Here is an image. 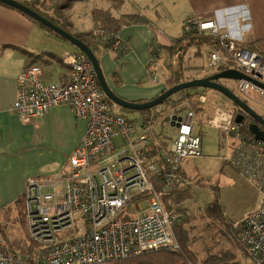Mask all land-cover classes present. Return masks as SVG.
Wrapping results in <instances>:
<instances>
[{"label": "built area", "instance_id": "2783aa9c", "mask_svg": "<svg viewBox=\"0 0 264 264\" xmlns=\"http://www.w3.org/2000/svg\"><path fill=\"white\" fill-rule=\"evenodd\" d=\"M220 18L221 12L207 20L189 17L184 34L214 38L207 69L241 72L250 81H233L236 89L245 99L254 90L259 100L264 98V90L252 82L264 85V54L247 48L244 39L235 38ZM91 33L96 56L100 51L119 58L128 54L130 46L120 35L100 28ZM64 62L70 68L66 84L45 82L39 64L24 67L12 111L23 123H32L51 108L67 105L78 120L87 123V129L67 171L28 181L24 195L27 252L12 248L0 224V264H108L162 249L179 251L174 228L184 217L168 210L165 201L183 184L185 161L203 156L195 110L189 102L175 108L164 103L154 107L155 122L130 119L114 112L86 54L67 53ZM206 101L199 99L202 104ZM167 105L172 110L167 111ZM162 116L175 129L170 144L167 135L155 128ZM235 118V113L219 108L207 126L221 132L227 148H232L225 161L258 192L257 209L241 223L240 242L250 264H264V141L246 132ZM154 147L158 153L152 152ZM157 176H161L159 183L154 182Z\"/></svg>", "mask_w": 264, "mask_h": 264}, {"label": "crops", "instance_id": "0c3cea01", "mask_svg": "<svg viewBox=\"0 0 264 264\" xmlns=\"http://www.w3.org/2000/svg\"><path fill=\"white\" fill-rule=\"evenodd\" d=\"M18 1L35 2L41 12L62 22L53 11L59 0ZM74 3L62 12V17L71 24L69 32L74 35L85 34L95 28L93 10L110 11L116 19L138 16L144 20L126 25L120 32V38L130 46L126 56L119 58L115 53L105 51L98 54L110 87L119 97L130 102L152 101L171 88L169 79L175 70L183 66L179 60L181 50L177 49L183 34L176 33L177 26L183 33L184 22L189 17L207 20L213 18L216 12H221V23L235 38L244 39L247 48L264 54V0H124V4L118 9L110 0H90L82 2L89 6L87 16L90 26L85 32L80 31L78 25L71 21L69 10L73 11ZM179 8H183L181 14L173 19L172 15ZM244 24L249 25L244 27ZM78 51L55 32L41 28L19 11L0 4V219L4 223L14 218L18 201L24 198L30 179H48L69 169V160L80 146L87 129V123L78 120L67 105L51 108L32 123H23L12 111L18 98V77L24 67L35 63L42 67L45 82L66 84L70 79V68L64 62L65 54ZM163 55L166 56L164 59ZM157 56L153 67L150 62ZM194 63L198 64L197 60ZM186 102L190 100L187 99ZM135 116L140 119L142 117ZM158 122L155 123V128L161 125V129L157 132L166 134L162 128L166 122L163 125H158ZM167 127L168 125L166 130ZM200 133L203 136V132ZM228 146L225 142L219 144V147L227 151L224 159L218 155L210 156L211 160L217 162V168L221 164L220 174L228 167L225 158L232 150ZM206 157L203 154L196 158L204 159L200 164L205 168L210 164V159L205 160ZM185 163L181 169L184 182L173 192V198L182 196L181 193L191 194L192 198L180 206L183 210H191L200 202L203 206L202 202L211 197V193L199 192L195 205L194 186L197 175L201 174ZM237 178L238 181L231 180L232 187L245 182L257 194L258 201L254 209L248 212L250 213L259 205L258 192L248 179L241 175ZM208 187L209 185L205 189ZM168 204L171 205V201Z\"/></svg>", "mask_w": 264, "mask_h": 264}, {"label": "rangeland", "instance_id": "374dc122", "mask_svg": "<svg viewBox=\"0 0 264 264\" xmlns=\"http://www.w3.org/2000/svg\"><path fill=\"white\" fill-rule=\"evenodd\" d=\"M59 1L61 2L62 0H59ZM72 9H73L72 12L69 10V14L71 15V21L78 25L80 31L85 32L86 30L89 29V26H90L89 16H87V13L89 12V6H86L82 2L77 1L72 6ZM182 10L183 8L182 9L179 8V11L174 13L172 15V18L176 19V17H178L181 14ZM169 11L171 12V10ZM176 31H177L176 33H180L181 35L184 34V31L183 33L180 32V28L178 26H177ZM209 47L210 46H205L203 47L202 50L197 49L198 47H190L189 49H187V52L184 54V57L187 60L186 63L189 61L190 64H195L194 60L195 59L197 60L198 64L196 65L200 66L199 67L200 70L203 71L200 73V76L198 77V79L203 78L204 74L206 73L208 74L215 73V70L207 69V66L209 63ZM181 48H183V44L179 43V47H177V49L181 50ZM181 52H183V50H181ZM191 55H195L193 60L189 59ZM164 56L165 55L162 56V59H164ZM153 67H155L154 64H153ZM194 76L195 77L197 76L196 73H194ZM163 77H166V76H163ZM222 81L223 83L227 82L226 80H222ZM228 84H231L233 86V82L231 81H228ZM232 89L240 97H244L236 89V86H234ZM249 93L250 95L246 97L245 99L247 100L248 105L251 106L254 110H256L259 114L261 113V115L264 116V98L259 100V94L255 90L249 91ZM188 96L189 97L187 99H189L191 102V103L189 102V104L195 108L193 109L196 112V121H197V128H198L197 131L199 133L203 132V136H202L203 154L207 156L205 160L210 159V161H208L210 164L206 168L203 167L200 164V162L204 161V159H195V160L189 159L185 161L186 162L185 164H187V167L193 168V171L197 169L201 174V175H197L195 186H194L195 205H196V202H198V200H195V199L197 198V194L199 192L204 191V192L211 193V197L206 198L202 202L203 206L201 205V202H200L197 207L193 206L191 210H188L189 208L186 209L188 211L187 212L186 210H183L180 206L183 202L191 199L192 195L187 194V193L185 194L181 193L182 196L178 197L180 199L182 198L181 202H176L175 200L173 201L172 198L170 199L171 201L170 206H172L170 207V209L181 212L184 217L183 221L180 222L178 225H182L183 227H185L190 234L189 236H190L191 242L193 243L192 249L194 250V252L197 253V264H204V261L210 255L219 254L221 251H233L237 254V258L235 259L236 263L250 264V260L248 259L247 254L245 253V250H243L244 248L243 249L238 248L237 245L231 243V240L228 238L227 235L229 232L226 227L227 223H225V221H223L222 219H219V220L212 219L210 216H208L207 211H206V208L209 204L213 203L216 200L219 201V204L221 205L226 221L230 224H234V227L237 228L242 223L247 213L250 210L254 209L256 202L258 201L257 194L255 195V193L252 191V188L247 183L245 182L243 184L238 183L235 187L231 186V180L238 181L237 176L239 175V173H237L228 162H226L228 164V167L226 166L225 171L222 174H220L221 164H220V167L217 168L216 167L217 162L215 160L214 161L211 160L212 158L210 157L211 155H218L221 158H223L227 151L225 150V148L219 147V144L225 142L223 135L217 129L208 127L207 124L214 116L215 111L219 108L225 109L227 110V112H233L235 113V115H236V110L232 106V103L230 100H228L226 97H224L220 93H217L212 90L197 89L196 91L188 92ZM201 97H204L207 99L206 103L202 104L199 102V99ZM180 98H181L180 96H174L173 99L168 104L172 106L174 101L177 102L180 100ZM183 102H186V101H183ZM169 105H167V111L172 110V108ZM181 105L175 104L173 108L181 106ZM113 109H114V112L122 113L120 108L115 105ZM158 120H159L158 125L159 124L163 125L164 122H166L165 123L166 125L162 126V128H164L165 133L169 139V144H170L172 142L175 129L169 127V125L167 124L169 121L168 118L162 116L158 118ZM161 120H162V123H161ZM167 125H168L167 127L168 129L166 130ZM159 128L161 129V125L157 128V130ZM234 171L238 175H236ZM210 184H212V186ZM207 185H209V187L206 190L205 187ZM187 191H190V190H187ZM23 202H24V198H22L21 203H19L18 206H16L17 207L16 213L14 214L15 216L13 215L14 218L12 220L10 219V221H7V222L5 221L4 223V220L0 219L2 221L0 223L4 226L2 229L8 241H10L11 243L16 241L22 245L24 244L26 245L27 244V239H26L27 238V227L23 226L22 220H21V216H23V211H22ZM188 206H190V204ZM143 207H144V204H143ZM237 224L238 226H236ZM15 245L16 244H12L11 245L12 248L15 251L20 250V249H16ZM231 264H234V263H231Z\"/></svg>", "mask_w": 264, "mask_h": 264}, {"label": "trees", "instance_id": "16d2710c", "mask_svg": "<svg viewBox=\"0 0 264 264\" xmlns=\"http://www.w3.org/2000/svg\"><path fill=\"white\" fill-rule=\"evenodd\" d=\"M77 1L88 2L90 0H62L59 4H57L53 7V11L57 14L56 16L58 18H61L62 22H60V19L51 18L48 16V14L41 12L39 10V8H37V5H36L37 3H25L24 2L23 4L30 7L34 11L38 12L39 14L43 15L44 17L49 19L51 22L56 24L58 27L69 32L70 31L69 27L71 26V24L69 22H67L65 18L62 17L63 16L62 12L64 10L69 9L71 7V5ZM110 1H111L112 5L114 7H116L117 9L122 7V5L124 4V0H110ZM1 5H4V4H1ZM4 6H6V5H4ZM6 7H9V6H6ZM12 9H14V8H12ZM20 13H22V12H20ZM23 15H25V14H23ZM25 16L28 17L27 15H25ZM28 18L31 19L30 17H28ZM92 18H93V22L95 25L94 29H98V28L103 29V30H105V32H107L109 34L112 33V36L120 35V32L122 31L123 27H125L126 25H130L131 23H138V22L144 21L142 18H140L138 16L127 17L125 19H122V18L116 19L112 16L110 11H105V10H93ZM34 22L38 26H40L41 28L53 32L49 28L37 23L36 21H34ZM91 32L92 31L85 33V34H78L75 36L78 37L80 40H82L84 43H86L95 53V47H94L95 45L89 40V37L92 34ZM178 43L183 44V48H181V50H183V52L180 51V53H179V60H181V63L183 66H180V68L175 70L173 75L169 79V86L170 87L181 84L185 81L198 79V77L200 76V73L203 72L200 70V68H199L200 66H197L196 64H190L189 61L186 63L187 60L184 57V54L187 52V49H189L190 47H198L197 49L202 50L203 47H205V46L215 45L216 40L212 37H209V36H200L197 34H190V35H187V34L184 35L183 34V37L178 41ZM97 57H98V55H97ZM194 57H195V55H191L189 57V59L193 60ZM222 71H224V70L221 69L215 73H219ZM194 73H196V75H197L196 77L194 76ZM215 73H209V74L206 73V74H204L203 78L211 76ZM219 83L222 84L223 86L229 88L230 90H232L235 93V91L231 87H229L228 85L223 83L222 80H220ZM196 90H197V88H193V89L184 90V91H181V92L175 94L174 96H180L181 98L177 102L174 101V103L172 105H174V106H175V104L181 105L183 103V101H186L187 98L189 97L188 92L196 91ZM236 95H238V94H236ZM174 96L169 98L165 103H169L173 99ZM238 97L244 103L248 104L247 100H245V98L240 97L239 95H238ZM110 104L114 108V104L111 101H110ZM232 106L236 110V116L238 114H243L245 116V119H244V122L242 123V125H243L244 130L246 132H248V126H249V124H251L249 122L251 121L253 123L254 120L250 116L245 114L236 104L232 103ZM153 110H154V108L150 109V110H143V111L121 109L122 114H124L125 116H127L130 119L135 120V119L139 118L135 115H140V116H142L141 118L144 119L145 121L155 122L156 119L153 118ZM158 150L159 149L154 147V150L152 152L158 153ZM160 180H161V176H157L154 178L155 183H159ZM171 197H172L173 201L174 200L176 202L182 201V198L181 199L178 197L173 198V193L168 195L166 198V201H165V203L167 204L166 207L168 210L171 207L168 204ZM18 202L21 203L20 200ZM22 211H23V216H21V220H22V224L24 226V224H25L24 202H23V210ZM206 211H207L208 216H210L212 219H214V220L222 219L223 221H225V223H227L226 227H227V230L229 232L227 236L231 240V243L236 244L238 248L243 249L244 246L241 244L240 237H239L240 236L239 234H241V226L242 225L240 224L237 228H235L234 224H230L226 221L224 213H223L222 208H221V205L219 204V201L216 200L213 203L209 204L206 208ZM174 230H175V234H176V239L178 240V243L180 246L179 251L162 249V250H159L157 252L147 253V254H144L142 256H138V257H134V258L126 259V260H120V261H116V262H112V263H108V264H197V253L194 252V250L192 249L193 243L191 242V239L189 236L190 234H189L188 230L185 227H183L182 225H178V224L175 226ZM15 242H12V244H16L15 245L16 249H20V250H16V251H19L22 254L27 252V250L29 248L28 246H26L25 244L22 245L19 242H16V243ZM243 250H245V249H243ZM236 258H237V254L233 251H221L219 254L210 255L204 261V264H231V263L238 264L235 262Z\"/></svg>", "mask_w": 264, "mask_h": 264}, {"label": "water", "instance_id": "95a60500", "mask_svg": "<svg viewBox=\"0 0 264 264\" xmlns=\"http://www.w3.org/2000/svg\"><path fill=\"white\" fill-rule=\"evenodd\" d=\"M0 3L22 12L23 14L30 17L32 20L36 21L37 23L49 28L50 30H52L53 32H55L56 34H58L65 40L69 41L79 51L86 54V56L89 58L92 65L94 66L101 89L105 93L106 97L114 105H117L118 107L122 109L135 110V111L150 110L159 105H163L169 98H171L175 94L181 91H184V90H189L193 88L212 90L226 97L233 104H236L245 114L250 116L254 120V122L249 124L248 131L256 139L264 141V117L261 114H259L256 110H254L251 106L244 103L238 97V95H236L232 90H230L229 88L219 83L220 80L238 81V80L245 79V80L250 81V79L246 77L245 75H243L241 72L234 70V69L224 70L222 72L215 73L208 77H204L200 79H193V80L186 81L181 84L175 85L171 87L170 89H168L167 91H165L158 98L152 101L145 102V103L130 102V101H127L119 97L112 90L102 70L98 57L86 43H84L74 34L58 27L56 24L51 22L49 19H47L43 15L39 14L38 12L34 11L33 9H31L30 7L26 6L25 4H23L22 2L18 0H0ZM252 82L256 86L264 90V85L259 84L258 82H255V81H252ZM244 119H245V116L243 114H238L235 118V121L236 123L242 124L244 122Z\"/></svg>", "mask_w": 264, "mask_h": 264}, {"label": "flooded vegetation", "instance_id": "af4514ba", "mask_svg": "<svg viewBox=\"0 0 264 264\" xmlns=\"http://www.w3.org/2000/svg\"><path fill=\"white\" fill-rule=\"evenodd\" d=\"M227 82H225L226 85H228L229 87L233 88L234 87V82H233V86L231 84H228V80H226ZM249 123H252L251 121Z\"/></svg>", "mask_w": 264, "mask_h": 264}]
</instances>
